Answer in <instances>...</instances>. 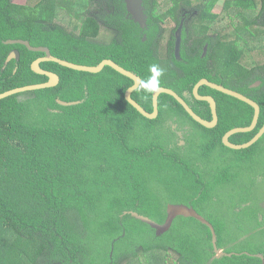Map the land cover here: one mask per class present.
I'll return each mask as SVG.
<instances>
[{
  "label": "trees",
  "instance_id": "trees-1",
  "mask_svg": "<svg viewBox=\"0 0 264 264\" xmlns=\"http://www.w3.org/2000/svg\"><path fill=\"white\" fill-rule=\"evenodd\" d=\"M155 2L163 9L158 15L152 12ZM145 3L150 7L143 26L126 0L108 2L104 15L96 0H0V92L48 80L31 67L45 53L8 43L11 39L46 46L78 64L112 59L142 81L156 64L164 69L159 87L174 89L207 120L212 119L209 103L193 94L202 78L256 100L261 107L256 128L230 137L236 144L251 140L264 124V0ZM217 6L220 15L214 12ZM191 8L196 15H190ZM101 15L112 31L108 41L99 40ZM68 16L80 25L68 22L69 29L61 22ZM186 18L177 52L176 32ZM170 20L176 27L168 36ZM12 51L19 56L7 62ZM41 66L60 76L58 85L0 99V264H164L154 253L171 248L178 254L175 264H262L264 241L248 247L259 231L226 241L230 238L220 234L223 219L216 225L207 217L217 245L227 252L210 260L213 235L200 220L177 216L157 234L134 214L164 223L169 203H185L204 214L199 201L228 180V167L264 150V135L245 149L229 148L222 140L230 129L251 124V105L203 85L199 92L217 101L214 128L195 121L165 93L159 97L158 117L149 119L125 97L133 80L110 66L98 73L54 61ZM132 97L153 111V93L140 86ZM58 99L78 102L63 105ZM185 126L188 130L178 131ZM216 150L218 159L231 158L221 172L212 168L205 174L202 168ZM236 204L242 212L241 203ZM246 210L248 216L259 211Z\"/></svg>",
  "mask_w": 264,
  "mask_h": 264
},
{
  "label": "water",
  "instance_id": "water-1",
  "mask_svg": "<svg viewBox=\"0 0 264 264\" xmlns=\"http://www.w3.org/2000/svg\"><path fill=\"white\" fill-rule=\"evenodd\" d=\"M126 2H127L128 10L132 13V15L134 12L135 13L134 16L135 15L137 16L139 14L141 21L140 20H138V21H140L142 23V25L144 26L145 22H146V20H145L146 18L143 19L142 15H141L140 2L138 0H126ZM134 19L137 20V18H135V17H134ZM7 42L8 43H21V44L26 45L30 50L44 52L45 55L34 60L31 67H32V70L34 72L42 74V75H46L48 77V80L45 82L28 84L25 86L12 88V89L7 90L5 92H0V99H4V98L9 97L11 95L26 92V91H33V90H37V89L54 87V86L58 85L60 82V76L53 71H49V70L42 68L41 63L44 61H54V62H57V63L63 65V66L72 68L74 70L86 71V72H91V73L101 72L106 66H110L113 69H115L116 71H118L119 73H121V74H123V75H125V76H127L133 80V84L125 92V97H126L127 101L130 102L143 116H145L149 119H155L158 117V115H159V97L161 94L165 93V94H169V95L173 96L185 108V110L188 112V114L195 121H197L198 123H200L201 125H203L207 128L215 127L219 122L217 101L214 98V96L202 95L199 92L201 86L207 85V86H209L215 90H218V91L223 92L227 95L233 96V97H235L241 101H244L254 108V116H253V120H252L250 125L234 127L225 133V135L223 136V143L227 147L232 148V149L249 148L253 144H255L264 135V125H263L262 128L258 131V133L248 142H245L242 144H236L230 140V137L232 135L238 133V132H249V131L254 130V128L257 126L258 121H259V117L261 114V107L256 100L245 95L244 93H241L237 90L228 88L222 84L210 81L208 78H202L196 83V85L193 88V94H194L196 99L202 100V101H207L209 103L210 108H211V112H212V119L211 120H207V119L203 118L202 116H200L198 113H196V111H194V109L188 104V102L182 96H180L174 89L168 88V87H163V86H160L159 90L156 91L155 93H153V111L149 112L138 101H136L132 97L133 92L141 86L142 78L138 74L126 69L125 67L121 66L120 64H118L117 62H115L112 59H103L97 65L78 64V63H75V62H72L69 60H65V59H62L60 57L53 55L51 53V50L46 46H33L28 40H25V39H11V40H8ZM178 50H179V43L177 42L176 51L178 52ZM18 56L19 55L16 51L10 52V54L7 58V62L14 59V58H17ZM58 102L60 104H63V105H72V104L77 103L78 101H64L62 99H58ZM134 214L136 217L142 219L143 221L150 224L153 228H155L157 231V234H162L165 231H167L171 227L173 220L177 216L194 217V218L200 220L202 223L209 226V228L211 229V232L213 235V243H214L215 252H216V255L214 256V258L212 260H214L215 258H220L222 255L227 253V252H225L226 250L218 248L217 234H216V230H215L214 225L208 219H206L203 215H201L194 207H191V206H188L185 204H170L168 206V215H167V218H166L164 223H159L156 220H154L150 217L144 216V215H139L137 213H134ZM262 258H263V264H264V257H262Z\"/></svg>",
  "mask_w": 264,
  "mask_h": 264
},
{
  "label": "rangeland",
  "instance_id": "rangeland-1",
  "mask_svg": "<svg viewBox=\"0 0 264 264\" xmlns=\"http://www.w3.org/2000/svg\"><path fill=\"white\" fill-rule=\"evenodd\" d=\"M16 3L24 4L27 0H13ZM141 6V15L144 18H147V14L145 13V9L148 10L146 3L144 4V0H138ZM96 2L102 5V15L107 14L110 9H108V2H112V0H96ZM194 6L196 4H193ZM152 12L155 15L162 13L163 9L159 2H155L152 7ZM97 11V10H96ZM221 7L217 6L214 9V12L217 14H221ZM99 13V12H98ZM196 15L197 11L195 8H191L190 15ZM133 12V16H134ZM101 15V34L99 36V40H109L112 36V31L104 26L105 19ZM137 20H140L139 14L134 16ZM73 21V24L80 25V22L76 21L73 17H67V19L61 21L65 26L68 22ZM141 21V20H140ZM167 35L173 33L176 24L173 21H168L166 24ZM69 29L71 27L67 26ZM167 46L166 42L161 44L160 54L162 57L166 56ZM243 74L246 70L241 68ZM19 94V93H18ZM175 128V127H174ZM189 126L180 127L178 131H186ZM184 144V142H181ZM219 155H221L218 150L214 151L209 158V164H204L203 169L205 174H210L212 168H214L215 172H221L222 167L228 160L229 155H225L222 158L218 159ZM251 159L248 161H238L236 164L230 165L227 169L228 180L225 182L216 185V187L208 192V195L203 198V200L199 201V207L203 211V216L210 217V219H223L222 232L223 235L229 237L226 241H231V239L256 232L257 237L254 240L255 244L248 245V247H253L256 243H260L264 241V150L258 149L256 153H252ZM213 161V162H211ZM212 164V165H210ZM255 178V182H253ZM179 181V179L176 177ZM180 182V181H179ZM178 184V183H176ZM176 188L180 189L181 186H176ZM253 189L252 193L255 198L251 201L250 191ZM180 200H184L185 198H181ZM187 201V200H186ZM189 201V200H188ZM237 202L242 205L241 210L236 208ZM174 204V203H169ZM168 204V205H169ZM185 204V203H183ZM187 205V204H185ZM256 207L259 211H254L250 216H248L247 208ZM261 210V211H260ZM241 213L237 215L236 212ZM216 223V222H215ZM216 225H218L216 223ZM241 238V237H239ZM154 253V252H153ZM155 256L158 257V263L164 264H175V261L178 258V254L174 249H169V251L164 254L162 252L154 253ZM153 256V255H149ZM155 262V261H154ZM156 263V262H155Z\"/></svg>",
  "mask_w": 264,
  "mask_h": 264
},
{
  "label": "clouds",
  "instance_id": "clouds-1",
  "mask_svg": "<svg viewBox=\"0 0 264 264\" xmlns=\"http://www.w3.org/2000/svg\"><path fill=\"white\" fill-rule=\"evenodd\" d=\"M149 71L151 75L147 80L141 82V87L149 93H155L159 90L160 77L163 75L164 69L159 65L152 64L149 66Z\"/></svg>",
  "mask_w": 264,
  "mask_h": 264
},
{
  "label": "flooded vegetation",
  "instance_id": "flooded-vegetation-1",
  "mask_svg": "<svg viewBox=\"0 0 264 264\" xmlns=\"http://www.w3.org/2000/svg\"><path fill=\"white\" fill-rule=\"evenodd\" d=\"M191 16H189L188 18H190ZM188 18H186L185 20H182L181 21V25L180 26H178V30H177V32H176V34H177V42L180 44V34H181V30H182V27H183V25L187 22V20H188ZM176 42V43H177ZM260 84V81H257L256 83H254L253 84V86H258ZM260 118V117H259ZM264 125V124H263ZM214 128V127H213ZM256 128V127H255ZM254 128V129H255ZM262 128V127H261ZM260 128V129H261ZM225 135V134H224ZM223 140V139H222ZM183 142V141H182ZM226 146V145H225ZM231 157H229L228 159H230ZM203 169V168H202ZM250 197L251 198H255L254 197V195H253V193H252V191H251V193H250ZM252 201V200H251ZM201 214V213H200ZM202 215V214H201ZM205 217V216H204ZM206 218V217H205ZM206 219H208V218H206ZM211 222V221H210ZM218 248H221V249H224V250H226V248L225 247H219L218 246ZM226 252V251H225ZM216 255V252H215V247H214V254L212 255V257H211V259L210 260H212L213 258H214V256ZM223 256V255H222ZM216 259V258H215ZM262 264H263V262H262Z\"/></svg>",
  "mask_w": 264,
  "mask_h": 264
}]
</instances>
